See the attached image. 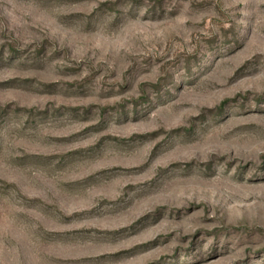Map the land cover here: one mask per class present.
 Listing matches in <instances>:
<instances>
[{
  "label": "rangeland",
  "instance_id": "1",
  "mask_svg": "<svg viewBox=\"0 0 264 264\" xmlns=\"http://www.w3.org/2000/svg\"><path fill=\"white\" fill-rule=\"evenodd\" d=\"M0 264H264V0H0Z\"/></svg>",
  "mask_w": 264,
  "mask_h": 264
}]
</instances>
